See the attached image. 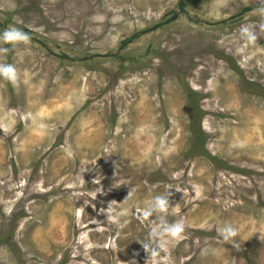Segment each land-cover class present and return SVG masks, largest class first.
<instances>
[{"label":"rangeland","instance_id":"374dc122","mask_svg":"<svg viewBox=\"0 0 264 264\" xmlns=\"http://www.w3.org/2000/svg\"><path fill=\"white\" fill-rule=\"evenodd\" d=\"M262 6L0 0L29 36L0 42V264H264ZM170 191L184 232L148 257Z\"/></svg>","mask_w":264,"mask_h":264},{"label":"clouds","instance_id":"9594fccd","mask_svg":"<svg viewBox=\"0 0 264 264\" xmlns=\"http://www.w3.org/2000/svg\"><path fill=\"white\" fill-rule=\"evenodd\" d=\"M260 3L261 5H264V0H260ZM257 12L261 17L258 27L264 29V6L258 8ZM238 31L240 38L243 41L252 43L256 40V32L248 24H241ZM28 40V34L15 26H9L8 28L0 30V42L10 44L13 47L19 42H27ZM0 51L7 52L8 49L0 48ZM0 77H3L10 82H16L17 74L15 67L12 64L0 63ZM82 180L83 176H80L74 182L79 183ZM170 196L171 191L168 193L157 194L139 210L138 218L141 221L148 220L149 217H155L153 220L149 221L147 239L141 242L148 257L157 256L166 242L179 237L184 232V222L182 219H175L171 222L167 219ZM235 234L236 228L230 223H225L220 228V235L223 240H229L231 237L235 236Z\"/></svg>","mask_w":264,"mask_h":264},{"label":"trees","instance_id":"16d2710c","mask_svg":"<svg viewBox=\"0 0 264 264\" xmlns=\"http://www.w3.org/2000/svg\"><path fill=\"white\" fill-rule=\"evenodd\" d=\"M181 6H183V4L181 5ZM126 43V42H125ZM8 46H9V44H8ZM260 93V92H259Z\"/></svg>","mask_w":264,"mask_h":264}]
</instances>
